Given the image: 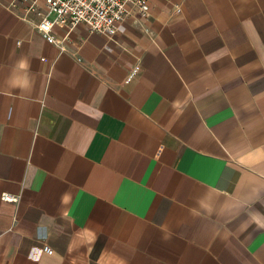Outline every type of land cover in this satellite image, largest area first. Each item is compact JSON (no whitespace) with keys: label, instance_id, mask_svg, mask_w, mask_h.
Segmentation results:
<instances>
[{"label":"crops","instance_id":"0c3cea01","mask_svg":"<svg viewBox=\"0 0 264 264\" xmlns=\"http://www.w3.org/2000/svg\"><path fill=\"white\" fill-rule=\"evenodd\" d=\"M34 2L0 0V264H264V0H149L64 51Z\"/></svg>","mask_w":264,"mask_h":264},{"label":"built area","instance_id":"2783aa9c","mask_svg":"<svg viewBox=\"0 0 264 264\" xmlns=\"http://www.w3.org/2000/svg\"><path fill=\"white\" fill-rule=\"evenodd\" d=\"M38 0H35L31 12L36 10ZM46 11L40 13L41 17L37 28L42 36L51 44L65 50L64 41L56 38V26L73 30L83 24L91 32L106 36L109 40L119 32L121 23L128 14L127 7L133 6L138 12L147 16L150 11L149 0H44ZM136 69L134 70V73ZM134 73L129 77L131 79ZM2 200L16 202L17 197L3 193ZM43 251L51 254L52 249L45 245Z\"/></svg>","mask_w":264,"mask_h":264}]
</instances>
